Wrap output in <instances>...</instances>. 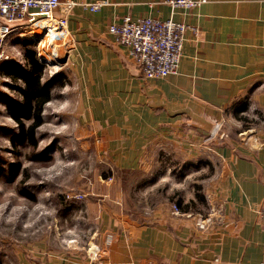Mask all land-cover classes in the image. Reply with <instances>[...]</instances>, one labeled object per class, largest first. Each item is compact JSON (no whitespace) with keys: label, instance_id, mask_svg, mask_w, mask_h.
I'll return each mask as SVG.
<instances>
[{"label":"crops","instance_id":"1","mask_svg":"<svg viewBox=\"0 0 264 264\" xmlns=\"http://www.w3.org/2000/svg\"><path fill=\"white\" fill-rule=\"evenodd\" d=\"M70 1L76 5L67 30L50 46L64 62L51 68L56 77L64 70L63 77L79 88L81 115L102 147L119 150L129 143V149L147 152L174 147L176 154H189L184 159L189 169L199 166L206 145L220 162L202 194L204 210L196 206L176 214L169 204L151 210L146 223H115L104 257L71 264L264 263L258 214L264 205V0H193L200 4L192 8H175L171 0ZM100 2L99 10L89 8ZM127 17L188 26L177 74L163 80L142 77L109 34L111 25ZM48 24L42 20L33 27L40 31ZM208 120L223 131L207 141L202 130L207 131ZM158 161L150 154V167ZM182 200L183 207L190 201L197 205L196 196Z\"/></svg>","mask_w":264,"mask_h":264},{"label":"rangeland","instance_id":"2","mask_svg":"<svg viewBox=\"0 0 264 264\" xmlns=\"http://www.w3.org/2000/svg\"><path fill=\"white\" fill-rule=\"evenodd\" d=\"M32 30L40 37L41 30L36 26ZM16 36L5 47L10 59L0 60V96L21 101L20 94L11 89L13 80L1 69L8 63L27 66V51H35L40 61L37 46L41 40ZM47 49L51 54L52 49ZM59 72L56 77L45 65L43 83L53 80V99L45 106L36 149L12 145L18 124L8 115L6 100L0 99V169L12 175L20 167L13 177L0 176V264L94 262V257L105 256L116 224L148 222L151 210L173 206L169 200L175 194L196 196L194 207L204 210L199 196L203 197L210 176L220 168L219 157L203 148L206 145L200 148L199 166L189 169H185L189 154H176L170 150L174 147L147 152L121 143L119 150L103 148L101 137L92 134L81 115L79 88L69 84L67 75L63 77L64 70ZM232 124L231 131L237 133L236 123ZM221 129L218 124L213 135L203 137L208 141L220 136ZM150 154L163 163L150 167ZM176 155L183 160L176 161Z\"/></svg>","mask_w":264,"mask_h":264},{"label":"built area","instance_id":"3","mask_svg":"<svg viewBox=\"0 0 264 264\" xmlns=\"http://www.w3.org/2000/svg\"><path fill=\"white\" fill-rule=\"evenodd\" d=\"M169 3L175 8H192L200 4L193 0H171ZM73 1L67 0H0V20L7 22L24 21L32 14H47L48 26L41 30V36L49 35V42L46 47L51 46V42L66 32L68 27V16L75 7ZM102 2L90 5L92 11H97ZM59 11L62 17H57ZM33 25L10 28L0 24V60H9L5 47L9 39L16 37H27L31 39L39 38L33 35ZM188 26L175 22L172 19L160 20L155 18H142L132 20L127 17L120 24H113L109 27V34L114 38L116 44L124 48L128 56L140 68L142 77L145 80H163L177 74L185 42ZM37 46L40 62L46 60L53 63L58 60L57 55L51 52L50 58L42 56V48ZM45 64V63H43ZM48 65V64H45ZM50 66V65H48ZM52 66V65H51ZM50 66V67H51ZM175 213L178 209L175 208ZM259 219L264 224V205L258 212ZM98 250V246L95 248ZM95 256L97 254L94 253ZM98 257H94V261ZM264 264V263H261Z\"/></svg>","mask_w":264,"mask_h":264},{"label":"trees","instance_id":"4","mask_svg":"<svg viewBox=\"0 0 264 264\" xmlns=\"http://www.w3.org/2000/svg\"><path fill=\"white\" fill-rule=\"evenodd\" d=\"M26 57L27 66L19 67L16 64L8 63L1 69L13 80L11 89L18 92L22 100H13L4 94H1L0 99L6 100L7 113L18 124L19 132L12 138V145L18 147L28 144L36 149L38 147L37 131L44 123L43 112L45 106L53 99L52 90L50 89L53 80L51 79L46 84L43 83L45 65L39 61L35 51H27ZM18 82L21 83V86H18ZM238 119L246 121L245 118ZM32 158L36 159V156L34 155ZM19 168L18 165L12 175L0 169V176L13 177L19 171ZM24 195L28 196L27 193H24ZM199 199L203 201L204 198L199 196ZM169 201L174 208L180 211L194 208V203L191 201L183 207L180 194H175Z\"/></svg>","mask_w":264,"mask_h":264},{"label":"water","instance_id":"5","mask_svg":"<svg viewBox=\"0 0 264 264\" xmlns=\"http://www.w3.org/2000/svg\"><path fill=\"white\" fill-rule=\"evenodd\" d=\"M48 18V15L47 14H32L29 16L28 20H24V21H17V22H7V21H4V20H0V24L1 25H5V26H8L10 28H18V27H22V26H29V25H32L33 23L39 21V20H44V19H47ZM63 60H57L53 63H49L47 62L46 60H43V63L45 64H48V65H58V66H61L63 64ZM208 122H210L208 124V129L207 131H204L202 130V134H204L205 136H210V135H213L214 131L217 129L218 127V124L217 123H214L213 121L211 120H208Z\"/></svg>","mask_w":264,"mask_h":264},{"label":"bare ground","instance_id":"6","mask_svg":"<svg viewBox=\"0 0 264 264\" xmlns=\"http://www.w3.org/2000/svg\"><path fill=\"white\" fill-rule=\"evenodd\" d=\"M39 39L41 40V42L39 44V48L42 47V46H45L50 40L49 35L46 36V37L45 36H41V37H39Z\"/></svg>","mask_w":264,"mask_h":264}]
</instances>
